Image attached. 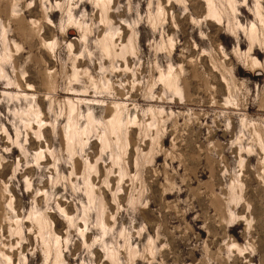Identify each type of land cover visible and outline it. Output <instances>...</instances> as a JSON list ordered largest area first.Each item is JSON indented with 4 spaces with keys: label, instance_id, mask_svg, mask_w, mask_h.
I'll return each mask as SVG.
<instances>
[{
    "label": "rangeland",
    "instance_id": "obj_1",
    "mask_svg": "<svg viewBox=\"0 0 264 264\" xmlns=\"http://www.w3.org/2000/svg\"><path fill=\"white\" fill-rule=\"evenodd\" d=\"M256 1L238 0L233 14L215 0L219 22L203 0H112L107 14L97 0H0V53L4 30L12 53L0 72L1 260L4 250L13 264H52L60 250L61 264H114L109 252L117 264H264V27ZM252 23L258 69L244 32ZM109 34L118 52L133 34L134 54L106 57L99 42ZM170 72L182 93L161 79ZM69 99H82L80 128L87 114L96 120L74 155L65 141ZM116 103L127 136L102 150V124ZM30 108L45 125L20 116ZM32 211L49 220L45 238ZM15 221L22 236L12 232Z\"/></svg>",
    "mask_w": 264,
    "mask_h": 264
},
{
    "label": "bare ground",
    "instance_id": "obj_2",
    "mask_svg": "<svg viewBox=\"0 0 264 264\" xmlns=\"http://www.w3.org/2000/svg\"><path fill=\"white\" fill-rule=\"evenodd\" d=\"M111 1L112 0H97L98 5L101 8L103 14L106 13V11H107L106 9L108 7V4ZM203 1H205V3H206L207 16L210 18V20L221 22L223 20L224 13L222 10H220L216 6L215 0H203ZM225 2L228 5V7L231 9L233 14H237L238 9L236 8V5L238 3V0H225ZM254 14L259 19L261 26L264 27V12H263V8L260 4V0L256 1ZM71 19H72V17H71ZM104 19L107 22V20H106L107 18H104ZM235 21H237L236 22L237 28L243 27L241 25V23L239 22L237 17H235ZM3 32H4V34H3L2 41H3V46H4V53H2V54L0 53V72H1L2 76L5 75V69H4L3 63L10 61V59L12 58V53H11V50L9 47V40L7 37V33L5 30ZM244 32H245L246 37L250 43V49L248 51V56L251 60V67L253 69H255V68L258 69L261 66L260 60L257 57L252 56L250 54L253 51L255 45H257V42L259 41L257 24L252 23L250 28L248 30H244ZM48 45L51 47L53 46V44H48ZM99 45H100L99 47L101 48V51L109 59H113V58L115 59L118 57L125 58V56L128 53H131L132 55L134 54L133 34L130 36V38L128 39L126 44H122L119 52L115 50L117 45L113 42V35L112 34H109L106 37H104L103 39H101V41L99 42ZM125 62L127 63L126 59H125ZM76 73H77V71L75 72V75H76ZM161 76H162L161 79L165 83L166 87L169 88V90H172L175 93H182L181 89L178 86V77L177 76H174L171 72L167 76H164L163 74ZM105 89H108V87H105ZM5 94H8V93H5ZM24 97L27 98L28 95H24ZM81 102H82V99H78L76 102L71 100V99H69L67 101V103H68V114H67L68 122H67L66 132H65V141H66V147H67L66 150L68 151V153L70 155H74L77 146L80 147L81 149H83L87 145L89 135L91 134V132H93L94 126H96L95 125L96 120L94 118V115L89 113L85 116L86 117L85 128H80L79 123H78V118H79L81 112L79 111L80 109H78V104ZM123 110H124L123 104L116 103L113 110L111 111L112 116L104 124H102L104 126V129H105V132L103 134H101V136H100V140H101V144H102V150H105L107 148H111L110 142H111L112 137L115 138L114 139L115 143L120 145L121 141H122V137L124 135L127 136V133L124 132V128H125L124 126L125 125L123 124ZM40 115H42V112L40 111L39 108L38 109L30 108L29 110L26 111V113L20 114V116L26 117V120H29V121H30L31 117H36L37 119H39V122L43 126V124L45 125L46 122L44 121V119H41ZM28 129H30V127ZM31 129H32V131L34 130V128H32V127H31ZM43 134H44V130H41V131L39 130L38 132H36V135L39 137L43 136ZM29 135L30 134H28V136ZM112 143H114V141ZM113 145H115V144H113ZM42 158H44V160L41 162V164L47 163L49 160L48 155L46 154L44 148L39 149L37 151V159L42 160ZM75 163H76L75 165H78L79 161L77 160ZM85 166L87 169H90V170L95 168L92 166L91 163H87ZM85 182H86L85 183L86 194H87L88 198L90 199L91 203H94L95 195H96L94 192L95 190L93 189L94 182L88 181V178L85 180ZM10 206H12L11 203H10ZM59 209L64 214L68 223L70 225H73L74 224L73 217H71L69 212L66 209H63L62 206H60V205H59ZM101 209L102 208L99 207L100 213H101ZM36 210H34V211H36ZM34 211H32L29 218L32 221V223L37 227L38 234H40L42 238H45L44 237L45 233H46L45 230L47 229V227H49L48 226L49 220L47 217H44V218L40 217L39 215H37V212H34ZM38 213H39V211H38ZM98 217L100 218V216H98ZM83 220H85V219H83ZM15 222H16V226L15 227L13 226L14 228L12 229V232L14 234L22 236L23 226L20 225L21 223L19 221H15ZM101 225H102V223H101ZM104 225L106 226L107 223H104ZM49 233H50V231H49ZM82 233H83V231H82ZM54 239H55V243L59 245L60 244L59 243L60 237L55 233H54ZM85 242H87L86 237H85ZM51 250H52L51 245L50 244L46 245L45 253L47 255V258L50 257ZM115 255L113 253L109 252V259L111 260L112 263L117 264L118 261H117V258ZM1 258H2V260L0 259V264H2L4 261L7 262V264H13L11 257L4 250L1 252ZM61 260H62V253H60V250H58L52 264H61Z\"/></svg>",
    "mask_w": 264,
    "mask_h": 264
}]
</instances>
